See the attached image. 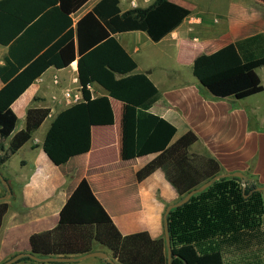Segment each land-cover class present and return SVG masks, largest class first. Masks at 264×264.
Segmentation results:
<instances>
[{"label":"trees","instance_id":"obj_1","mask_svg":"<svg viewBox=\"0 0 264 264\" xmlns=\"http://www.w3.org/2000/svg\"><path fill=\"white\" fill-rule=\"evenodd\" d=\"M89 1L0 0V45L9 48L0 66V138L12 137L0 163L31 141L51 114L48 108L30 106L25 128L15 133L19 122L12 109L15 101L50 67L68 68L79 58L90 82L138 109L136 155H156L138 171V180L163 169L182 200L222 174V168L209 156H190L189 148L198 137L189 131L174 141L176 127L150 111L160 92L146 74L137 72V62L117 34L143 31L160 42L191 11L171 0H155L147 8L123 12L120 0H101L75 21ZM261 67L264 33L200 55L193 74L214 97L244 99L264 91L257 73ZM43 149L56 166L70 159L54 130L47 132ZM257 187L255 181L244 187L239 178L226 177L173 209L168 216L172 264H226L233 259L264 264V198ZM8 209L9 204L1 201L0 230ZM98 245L119 264H168L165 239L154 240L147 232L123 236L87 180L61 210L58 225L30 237L31 251L39 257H79L99 251Z\"/></svg>","mask_w":264,"mask_h":264},{"label":"crops","instance_id":"obj_2","mask_svg":"<svg viewBox=\"0 0 264 264\" xmlns=\"http://www.w3.org/2000/svg\"><path fill=\"white\" fill-rule=\"evenodd\" d=\"M100 1L90 0L74 20ZM138 1L141 8L155 2ZM171 1L191 14L160 42L143 31L117 34L137 62V72L146 74L160 92L150 111L176 127L174 141L189 131L198 137L189 148L190 156H209L219 163L222 174L242 172L247 182L264 186V107L260 105L264 91L244 99H221L205 90L193 74L200 55L264 33V0H200L193 10L182 0ZM120 8L130 10V0H120ZM159 45L160 52H155L152 48ZM8 51L0 45V66ZM257 73L264 86V67ZM89 84L91 89H87ZM2 86L0 81V89ZM66 89H73L80 100L66 99ZM30 106L48 108L51 114L31 141L0 163V197H8L3 201L9 204L0 230V264L32 252L30 237L58 225L61 210L83 180L88 181L123 236L147 232L154 240L165 239L164 214L169 205L181 199L163 169L143 181L137 178L138 171L156 155H136V107L111 98L104 88L90 82L79 58L68 68L50 67L15 101L12 109L19 122L25 121L15 133L25 128ZM46 122L49 124L41 137L35 136ZM49 130L66 145L70 159L65 165L56 166L44 152ZM11 139L0 138V157L8 152ZM98 250L113 258L108 249ZM14 264L110 263L91 257L72 263L29 258ZM226 264L244 263L233 259Z\"/></svg>","mask_w":264,"mask_h":264},{"label":"water","instance_id":"obj_3","mask_svg":"<svg viewBox=\"0 0 264 264\" xmlns=\"http://www.w3.org/2000/svg\"><path fill=\"white\" fill-rule=\"evenodd\" d=\"M226 177L239 178L242 181V184L244 187L247 184V177L242 172H233V173H229V174H219V175L215 176L213 179L204 183L202 186H200V187L192 190L191 192H189L179 202H177L175 204H171L167 207L166 212L164 214V232H165V241H166V245L168 248V264H172V259H173V250H172V243H171L170 231H169V221H168V216H169L170 212L177 207H181V206L185 205L186 203H188L190 201V199L194 195L205 191L207 188L212 186L216 181L223 179V178H226ZM0 178H2V177L0 176ZM2 181L6 184L8 190H10L6 181H4L3 179H2ZM256 191H259V192L264 191V186L257 187ZM6 198H8V197H0V201L5 200ZM263 223H264V220H263ZM91 257H99V258H102L103 260H105L106 262H108L110 264H116L115 260L113 258H111L107 252L101 251V250L94 251V252L85 254L83 256H79V257H73V256H69V257H64V256H61V257H54V256L39 257V256L35 255L33 252L20 253V254H17L16 256L12 257L11 259H9L4 264H14V263L20 261L22 258H30L32 260H35L38 262H43V263H48V262L72 263V262H77V261H80L82 259L91 258Z\"/></svg>","mask_w":264,"mask_h":264},{"label":"rangeland","instance_id":"obj_4","mask_svg":"<svg viewBox=\"0 0 264 264\" xmlns=\"http://www.w3.org/2000/svg\"><path fill=\"white\" fill-rule=\"evenodd\" d=\"M182 1H184L193 10L194 7L196 6V4L198 3V1H200V0H182ZM204 1H210V0H204ZM161 48H162V46L159 45V46L153 47L152 49L155 52H160ZM150 49H148V50H150ZM186 73H187V76H191L192 77V75L190 73H188V72H186ZM260 73L262 74V71H260ZM260 105H262L264 107V99L260 102ZM24 123H25L24 120H21L20 122H18L17 128L20 127V126H22ZM48 124L49 123L46 122L45 125L43 126V129L39 133H37L35 136H37V137L40 138L41 135L43 134L44 129L46 128V126ZM262 194H263V198H264V192ZM102 248L103 247H101V246L98 245V249H102Z\"/></svg>","mask_w":264,"mask_h":264},{"label":"built area","instance_id":"obj_5","mask_svg":"<svg viewBox=\"0 0 264 264\" xmlns=\"http://www.w3.org/2000/svg\"><path fill=\"white\" fill-rule=\"evenodd\" d=\"M146 4L149 3V0H143ZM141 8V5L138 0H130V10ZM91 84L87 86V89H91ZM73 89H66L64 91V96L66 99H73L74 102L80 100V96L78 93L74 94ZM56 99V97H54Z\"/></svg>","mask_w":264,"mask_h":264}]
</instances>
